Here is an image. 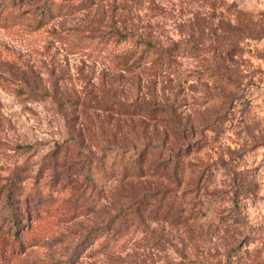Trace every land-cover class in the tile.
Segmentation results:
<instances>
[{
	"label": "rangeland",
	"instance_id": "1",
	"mask_svg": "<svg viewBox=\"0 0 264 264\" xmlns=\"http://www.w3.org/2000/svg\"><path fill=\"white\" fill-rule=\"evenodd\" d=\"M30 2L0 5V264H264V0ZM115 30L165 66L114 70ZM128 103L159 109L145 184L111 168Z\"/></svg>",
	"mask_w": 264,
	"mask_h": 264
},
{
	"label": "trees",
	"instance_id": "2",
	"mask_svg": "<svg viewBox=\"0 0 264 264\" xmlns=\"http://www.w3.org/2000/svg\"><path fill=\"white\" fill-rule=\"evenodd\" d=\"M30 0H0V5L2 7L5 5L6 7L3 8L5 11L6 8L10 9L11 11L16 10V9H22L23 7L25 8L22 12L18 13L19 18L26 17L27 22L30 23V26L34 29H40L45 25V18L48 17V14L45 10L41 12V14H36L35 13L32 15L31 10H28ZM31 9V8H29ZM35 15V17H33ZM0 18L3 19L6 23H8V20L14 21V18L12 15L9 13L6 15H0ZM9 26H13L15 24H8ZM114 36L118 37V40L121 42H117L119 44L121 43H127L128 46L120 53L116 52L117 46L119 44H116L114 47L116 52L114 55L106 54L107 57L109 56L112 58L111 63L114 66V70L116 71H121V72H131L135 71L138 69H142L144 72L145 71H152L154 68L156 69L155 71L158 72V69L160 68L161 65H163L158 59H155L152 61L150 66H144V59L146 55V51L149 50H156V46L154 43L149 42L148 40H144L143 38L137 37L134 34H128L119 30L114 31ZM77 38H79L77 36ZM94 38L91 37L90 35H84L82 36L81 40L84 41H90L93 40ZM99 45H102V50H108L109 46L108 43H100ZM158 52V51H157ZM101 54H105L100 51ZM114 58V59H113ZM165 66V64L163 65ZM141 72V71H140ZM154 73V72H153ZM153 76H157V74H153ZM121 112L120 110H115L117 113L121 114L122 116L129 117L130 122L127 124L129 127L133 130H136L135 128L138 126L140 128V132H136L135 137L131 139L130 142H125L123 143V147H120L123 149L124 154L129 153L130 151H135L132 156H130L127 160H124L125 158H121V162H125V164H119L117 160L114 161L113 166L114 167L118 164L123 171L122 176H121V181H127V180H134L138 182L139 184H145L148 179H152L154 176L150 175L152 173H156L157 169H154L156 164H159L160 158H152L149 159L147 158V155L149 152H152V156L155 154L154 150L156 148V145L151 141V136L150 133H148V125L150 122L154 121L157 115V112L159 111L158 106L156 105H150V104H144V103H128V104H122L121 105ZM107 111V110H106ZM141 119V121H138L137 126L135 127V123L132 124L131 120L132 119ZM164 121V119H163ZM171 121H174L173 119ZM132 124V125H131ZM118 127L120 124H116ZM175 126V124H174ZM173 134L178 135V139L185 140V135H182L180 133V130L178 128H172ZM143 143V146L141 147V150H137L138 144ZM177 149L176 151H178ZM119 153V149H118ZM166 161V160H165ZM124 169V170H123ZM92 172H89L86 175V179L89 181H93ZM152 177V178H151ZM94 183V182H93ZM147 186V185H146ZM98 189V188H97ZM159 190H155L152 193H147V194H140V197L142 198H149L150 195L151 197H155L156 193ZM100 193V192H99ZM99 198V195L98 197ZM8 201H11V197L7 196ZM93 201V198H92ZM92 203V202H91ZM98 200L93 201L91 204V208H96ZM179 209L176 211L178 213ZM175 212V213H176ZM141 214V207H138L136 210V213L134 214L133 217H137L142 224V216ZM178 221L181 220V216H178ZM15 241H18L20 246L22 245V240L16 233L15 235ZM9 239H6V243H9Z\"/></svg>",
	"mask_w": 264,
	"mask_h": 264
}]
</instances>
